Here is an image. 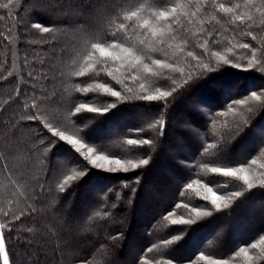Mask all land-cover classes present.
<instances>
[{"label":"trees","instance_id":"trees-1","mask_svg":"<svg viewBox=\"0 0 264 264\" xmlns=\"http://www.w3.org/2000/svg\"><path fill=\"white\" fill-rule=\"evenodd\" d=\"M173 3L186 5L178 9L184 15L179 17L181 26L176 38L148 53L151 58L165 59L172 68L152 65L161 75L145 78L141 70L140 81L135 82L126 78L127 69L122 68L112 79L104 72L96 75L99 66L89 69L83 62L87 42L102 37L105 26L116 16L140 5L147 9ZM220 3L233 6L234 12H218L216 5ZM253 4L264 7L261 0H253ZM253 4L248 0H215V4L211 0H0V224L6 225L0 229V264H5L4 252L7 264H168L169 259L173 264H188L189 260L209 264L208 259L200 258L201 253L211 259H225L228 264H264V243L260 242L264 237V186L257 175L264 165V153L258 151L264 143V105L250 98L253 91L264 90V69L255 65L245 70L250 51L238 46L249 43L258 57L264 56V16L255 11ZM236 15H242L243 22L236 20ZM35 22L53 30L40 32L31 27ZM249 31L255 39L246 34ZM129 36L140 38L132 32ZM206 39L212 50L219 51L230 63L207 55L198 63L187 55L193 51L199 56L203 51L200 45ZM204 65L209 67L205 69ZM77 72L84 75L78 76ZM99 83L120 91L121 98L98 89ZM140 83L145 84L148 95L156 94V87L167 91L175 88L167 98L168 107L162 111L159 102L139 99L145 94ZM77 85L92 90L85 94L76 90ZM225 88L230 92L218 95ZM215 89H219L217 97ZM183 98L200 101L194 113L196 119L190 111L181 109ZM244 98H248L247 104L227 107L231 101ZM81 103L108 108L104 114L81 109L80 118L88 117L84 126L89 141L105 146L106 155L116 154L122 160L138 161L150 156L149 164L136 169L128 164L127 172L116 173L90 168L86 175L68 181L61 191L59 184L66 176L80 172L84 162L80 161L79 166L70 163L79 158L66 143L53 144L56 138L43 125L52 114L67 117L58 130L79 136L68 110L74 112V106ZM113 103L115 108L111 107ZM33 114L38 117L35 121L29 119ZM185 119L191 126L187 132L181 128ZM117 123L121 126L111 137H97L99 130ZM141 128L144 131L137 135L135 130ZM140 137L151 138L154 145H145L133 156L127 151L130 146L126 141ZM193 137L196 141L192 152L174 163L181 178L174 186L168 180L159 182L154 171L166 142L172 151ZM250 140L257 142L240 155V147ZM215 141L223 143L222 152L217 153ZM203 144L212 145L206 154L200 152ZM217 155L220 161L213 163ZM253 155L257 164L249 170L252 189L209 171L210 167L222 166V161ZM167 169L172 172L170 167ZM197 175L200 183L195 182ZM218 180L228 184L215 189L227 197L218 201L220 208L216 210L202 198L205 183ZM188 183L192 188L187 187ZM93 185H100V190L87 207L78 199ZM149 191L157 199L149 202L148 208L142 207L140 201ZM235 191L242 195L230 196ZM253 202H261L262 206L250 210ZM81 210L82 217L76 216ZM166 211L171 214L164 219ZM207 211L212 215L205 216ZM141 212L149 220L137 224ZM250 212L254 219L248 218L243 234L234 240L236 221ZM5 213L9 217L16 214L18 219L9 220ZM174 220L177 223L173 224ZM165 240L173 242L166 244ZM130 241V246H135L132 251L128 248ZM251 243L258 247L249 248L248 257L233 255L239 246ZM149 248L151 251H147Z\"/></svg>","mask_w":264,"mask_h":264},{"label":"snow or ice","instance_id":"snow-or-ice-1","mask_svg":"<svg viewBox=\"0 0 264 264\" xmlns=\"http://www.w3.org/2000/svg\"><path fill=\"white\" fill-rule=\"evenodd\" d=\"M204 0H198V3H203ZM213 4H215V0H211ZM249 4H253V0H248ZM261 5H264V0H261ZM186 5L181 3H173L171 5H165L163 7H149L146 9V6L140 5L137 6L134 10H129L123 14L116 16V18L109 22L104 29L103 36L97 37L93 41L87 42V47L84 49V53L82 56L83 62L87 65L89 69L96 68L99 66V70L96 75H99L100 72H104L107 77L115 79V74L119 73L121 69H127L126 78L131 81L139 82L140 75L139 72L142 70L145 74V78L147 76H159L160 73L154 72L152 65H155L157 68H172L173 65L166 62L165 59L159 58H151L148 53L150 51H158L160 50V45L164 44L169 39H175L176 34L178 32V28L181 26L179 17L180 15H184L183 12H178V9L185 8ZM239 5H236L235 8H238ZM255 11L259 12L261 16H264V7L259 5H254ZM147 10V14L145 15V11ZM216 10L222 13H233V6H226L223 3L216 5ZM199 11V8L197 9ZM195 15V14H193ZM235 19L243 22L244 17L242 15H236ZM249 20H252V17H248ZM188 23H192L191 19L188 20ZM264 23V21H261ZM173 25H177V28H174ZM32 28L38 29L40 32L48 33L53 29L49 27L43 26L41 23L35 22L31 25ZM109 29H111L109 31ZM129 32L136 33L140 36L139 39L133 40L131 36H129ZM248 36H251L252 39H255V35L252 32L246 33ZM212 33H209V39H211ZM212 44H215V40H212ZM239 48L246 49L250 51V59L247 64L248 67L245 70L252 69L255 65H260L262 69H264V56L258 57L256 50L252 48L249 43L243 42L240 43ZM203 49L201 54L197 56L193 51H188L187 55L192 57L198 63L202 59L204 55L215 58L219 57L220 60H223L225 64L230 63V61L225 58L219 51H213L212 46L209 44V40H204L203 44L200 45ZM231 51V49H229ZM232 66L240 67L239 64L233 63ZM205 69L209 66L204 65ZM76 75L82 76L84 72H77ZM117 83H122V81H117ZM140 88L145 91V94L140 96L139 99L146 102H159L161 105L162 111L168 107V97L172 95V93L176 90L173 88L171 91L162 90L160 87L155 88V93L152 95H148L147 89L145 88L144 83H140ZM98 89H104V91H110L113 97L117 99L121 98V92L112 90V88L108 87L107 83H99L97 84ZM77 91H82L83 93H87L92 89L90 87H84L81 89L79 85L76 86ZM128 91H131V88H128ZM251 100L256 102H260L264 105V90L261 92L253 91L251 93ZM248 103V98L244 99H236L231 101L230 104L227 105L229 109L232 108L233 105H245ZM117 105L115 103L111 104L112 108H115ZM34 108H38V105H33ZM75 111L73 112L70 108L69 115L73 117L74 127L79 129L80 135H72L67 132V130H58L59 125L66 120L67 117H57L55 114H52V117L49 121H47L43 127L50 133L51 136L55 137L56 140L52 141L55 143H66L71 152L79 158L78 161H70L72 164H76L79 166V162H84L83 169L74 174L68 175L64 178L63 183L59 184V189L61 191L64 190V185L68 183L70 180H74L76 175L84 176L87 174L90 168H95L97 170H105L110 173H116L120 170L124 172L128 171V168L125 165L130 164L133 169L138 168L140 165H148L151 157L146 156V158H141L138 161L133 159L122 160L117 157L116 154L106 155L105 154V146L94 145L93 142L89 141L85 136L86 127L85 121L88 117L80 118L81 109L87 108L88 112H97L104 114L108 111V108H93L89 107L86 103H81L79 106H74ZM209 118H211V113H208ZM30 120H37V115L33 114L29 117ZM151 127V125H149ZM144 129L135 130L136 134L143 132ZM215 134L213 133V138ZM126 144L130 146L127 151L135 156L138 154V150L142 149L145 145L153 146L154 141L151 138L140 137L137 138H129L126 141ZM209 147L212 145L203 144L201 146L200 152L201 154H206L208 152ZM215 147L217 153L223 151L224 145L221 141H215ZM258 151L260 153H264V143L258 146ZM141 155H145L141 153ZM220 161L219 155H217L216 160L213 163ZM257 164V160L255 156L248 157L243 160H227L222 161V166H213L209 168V171L214 174H219L221 178H229L232 181H241L244 185L247 186L248 189L253 188V176L250 174V168L253 165ZM111 166V167H108ZM192 166L194 167V162H192ZM207 166V165H205ZM262 179L260 180L261 186H264V165L261 166V170L257 174ZM196 183L201 182V178L198 177L195 180ZM228 181H208L205 183V195L203 196V201H210L211 205L215 207L216 210H219L220 204L218 201L224 200L227 197L219 195L216 188L219 187H227ZM187 187L192 188V183H188ZM41 191H44L43 186H41ZM182 196L183 193L181 192ZM242 193L240 191L231 192L230 196L239 197ZM118 198V197H117ZM179 205H173V208L178 207ZM188 207L187 204L184 205ZM227 206V205H226ZM194 211H199L198 208H194ZM170 211H166L164 214V219H167L168 215H170ZM205 216H211L212 212L207 211L204 213ZM5 216L9 220L18 219L16 214H12L11 217L5 213ZM183 223L190 224L192 221L183 220ZM173 224L177 223L175 220L172 222ZM5 224H0V229L5 228ZM164 243H171V240H165ZM261 243H264V237H261ZM3 247V236L0 235V248ZM258 245L256 243H251L245 246H239L238 249L233 253L234 256H239L243 254L244 256H249V248L255 249ZM147 251H151L149 248ZM201 259H208L209 264H228V261L225 259H211L206 257L203 253L200 254ZM5 264H7V256H5ZM82 264H87V261L82 262ZM168 264H173L171 259L168 260ZM188 264H194L193 261L189 260Z\"/></svg>","mask_w":264,"mask_h":264},{"label":"rangeland","instance_id":"rangeland-1","mask_svg":"<svg viewBox=\"0 0 264 264\" xmlns=\"http://www.w3.org/2000/svg\"><path fill=\"white\" fill-rule=\"evenodd\" d=\"M219 90V89H218ZM217 89H215L213 94H216L215 96L217 97ZM231 89H224L223 91H218V95H222L223 94H227L229 93ZM229 91V92H228ZM212 94V95H213ZM200 101H196V100H193V99H190L188 100V98H183L182 100V104H181V109L182 110H185L184 112H188L190 111L191 113V117L193 119H196V117H194V113L196 111V109L198 108V105H199ZM184 121H187L186 123H183L181 128L184 132H187L189 130V128H191V126L188 125V121L190 120H184ZM119 126H121L120 124L118 125L117 124H110L109 127H106V129H101L99 130L96 135L97 137L101 138V139H107L109 137H111V135L113 134L114 130L116 128H118ZM264 129V126L262 127ZM262 130V129H261ZM182 141V140H181ZM196 141V138L193 137L189 140H184L182 141V143L179 144L178 148H176L175 150H172L169 149V144H167L166 142V145L164 146V153L162 155H160V161H159V164L158 166L156 167V170L154 172H156V174L158 175V181L161 182V181H164V180H168L170 181V183L174 186L176 184V182L178 181V179L181 178V174H178L177 172V168H176V163L177 160L179 159V157L181 156H187L190 154V152H192L193 150V144L194 142ZM257 141H248L246 144L242 145L240 147V155H242L243 153H245L246 151H248L249 149L253 148L254 147V144L256 143ZM167 149V150H166ZM171 168V171L170 172L167 168ZM162 168V169H161ZM100 190V185H93L91 186L90 189H87L81 196L80 198L78 199V202H80L81 204L84 203V205L86 204V206L88 207V203H89V200L90 198L92 197H95L96 194H97V191ZM157 199V196L152 193L151 191H149V193H147V196L142 200L140 201V205L141 204H144V205H141L142 207H146L148 208V205H149V202L151 201H154ZM252 203V202H251ZM83 205V206H84ZM262 206V203L261 202H253V204H250L249 205V209L250 210H254V209H257L258 207ZM85 207V206H84ZM86 207V208H87ZM141 207V208H142ZM142 214V215H141ZM252 212H250L249 214H247V216L245 218H242V219H239L238 221H236L235 225H234V228H233V233H234V236H233V239L235 240L236 237H240L242 234H243V229L245 227V224H246V221H248V218L249 220L250 219H254V217L252 216ZM78 215V217H82L83 215V210L80 211V213L78 212L76 214V216ZM143 212H141L139 214V216H137L136 218V223L138 224H142L144 222H147L149 220L148 216L144 217L143 216ZM262 215H264V212H262ZM251 216V217H250ZM264 220V219H263ZM264 223V221H263ZM0 235H2L0 233ZM132 243V241H130L128 244V248H129V251H132V248H134L135 246H130ZM3 249V247H2ZM4 251V250H3ZM3 256H6L5 252L3 254Z\"/></svg>","mask_w":264,"mask_h":264}]
</instances>
